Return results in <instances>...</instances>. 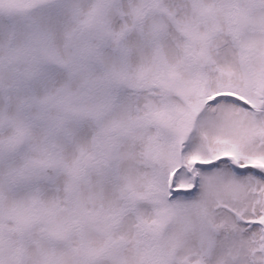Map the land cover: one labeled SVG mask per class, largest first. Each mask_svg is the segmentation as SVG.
<instances>
[{
	"label": "snow or ice",
	"instance_id": "6c2138e0",
	"mask_svg": "<svg viewBox=\"0 0 264 264\" xmlns=\"http://www.w3.org/2000/svg\"><path fill=\"white\" fill-rule=\"evenodd\" d=\"M0 264H264V0H0Z\"/></svg>",
	"mask_w": 264,
	"mask_h": 264
}]
</instances>
